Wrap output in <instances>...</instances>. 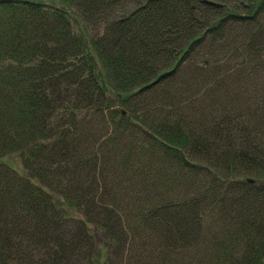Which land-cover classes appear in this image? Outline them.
Instances as JSON below:
<instances>
[{"label":"trees","instance_id":"obj_1","mask_svg":"<svg viewBox=\"0 0 264 264\" xmlns=\"http://www.w3.org/2000/svg\"><path fill=\"white\" fill-rule=\"evenodd\" d=\"M198 50L214 73L193 126L179 102ZM108 93L153 118L119 171L105 142L130 121ZM89 117L115 134L86 142ZM88 223L127 251L159 225L156 264H264V0H0V264H110Z\"/></svg>","mask_w":264,"mask_h":264},{"label":"rangeland","instance_id":"obj_2","mask_svg":"<svg viewBox=\"0 0 264 264\" xmlns=\"http://www.w3.org/2000/svg\"><path fill=\"white\" fill-rule=\"evenodd\" d=\"M195 52L196 51L190 53L189 56L190 60L185 64L187 65L186 68L184 69L182 67L183 73L181 74V77H183V80L188 82L189 85V86L187 85L185 90L183 89L182 97H184L186 101H182V102H179L178 100L177 101L182 105V107H184V108L180 107V109H183L186 112L187 119L190 120L189 123L193 126H200L198 119L200 116L206 117L205 104L209 98V93L211 92V83L209 82V79L211 75L214 73V70H213V63L212 61H210L208 57H206L205 55H201L200 50H198L196 54ZM204 60H206V63L203 62ZM157 86L161 88H165L167 91H169V89L174 88L171 87L170 85L167 86L165 81H162ZM180 87H182V84L180 85ZM154 94L155 93H152V91H150L149 98L151 95ZM177 96H179V94ZM204 96L205 98L202 99ZM106 98L107 100L110 99L112 101L111 106L108 104L109 109L107 110V113L112 111L113 109L117 111L123 110L124 114L122 113L121 114L122 116H125L124 120L130 121L128 126L134 128V130H139L138 134L136 135L133 132L130 133L132 130H130V128L128 127L127 129H129V132H125L122 135H118L116 142H113V144L106 143L105 141H107V139L111 137L112 134H115L113 129L110 128L109 123L106 124L104 122L106 117L105 119L101 117L87 118V120L84 122L83 134L85 135L87 134L89 136L87 129L92 125L91 120L94 119L97 125L96 124L94 125L93 132H91L89 136L90 139H87L86 142L95 143L96 145H98V143L100 142L102 143L105 142L107 146L112 147L111 151L113 150L114 155L117 156L118 158V160L115 161L117 171H119V169L120 170L128 169L127 165L120 166L121 158L126 156L125 153H129L131 150H134L135 148L138 151H142L146 148L145 146L149 145V144H146L145 146L143 145L141 136L143 135V132H146L148 128L147 122H149L153 118L151 117L150 113H148L147 111L148 105L137 106L134 102L132 103L131 101L125 100L121 106V103L119 101L120 98L115 96L113 93H108ZM198 99H202V100L199 101ZM152 112L153 113L156 112L157 114L158 110L155 111L154 109ZM135 144H137V146ZM104 151L105 149L102 152ZM141 154H146V153L142 152ZM4 161H5L4 162L5 165L8 166L10 165L11 167L15 168L17 172H20L22 173V175H25L19 157L6 156ZM166 161L168 163L170 162L169 157H167ZM169 164H170L169 167L170 173H173L175 169L184 170L178 167V164L175 159ZM175 176L177 178V183L173 184L172 186L173 189L169 191H164V193L161 194L164 199L166 198L182 199L183 197L184 190L180 187L181 182L179 181L183 180L186 176L182 175L181 172ZM121 187L127 190L126 201H130L132 195L134 197L138 193L136 188L133 189V186L129 185L128 183L122 184ZM183 188L190 190V188H187L186 186H184ZM154 192L158 193L155 190ZM155 196L156 194L144 196V198L146 200V199H151L152 197ZM158 196L159 193L157 194V197ZM121 216L123 217V214ZM122 220L123 223L126 222L124 218ZM88 226L90 227V230L94 236L95 261L102 262L108 259L110 260V264H144V260H145L148 264H156L152 259L153 257H156L161 254L160 250L155 251L157 250L155 246L158 244V242L153 240L156 234V230L159 229V225L158 226L149 225L146 231L142 232L138 237L133 239L134 241L138 242L139 246L135 242V245L133 246L134 249L128 251L126 248L117 249V246H113L114 244H111L110 249L108 250L105 246L106 242L103 238L104 234L102 233V231L99 228L93 227L90 223H88ZM127 229L128 226L126 225V230ZM128 235L131 237L130 232H128ZM160 264H165V263L161 262ZM168 264H170V262Z\"/></svg>","mask_w":264,"mask_h":264},{"label":"water","instance_id":"obj_3","mask_svg":"<svg viewBox=\"0 0 264 264\" xmlns=\"http://www.w3.org/2000/svg\"><path fill=\"white\" fill-rule=\"evenodd\" d=\"M110 103H111V102H110ZM247 181H248L249 183H253V182H254V179H252V178H248Z\"/></svg>","mask_w":264,"mask_h":264}]
</instances>
